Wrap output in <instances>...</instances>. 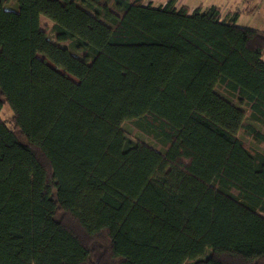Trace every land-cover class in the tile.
<instances>
[{"label": "trees", "instance_id": "1", "mask_svg": "<svg viewBox=\"0 0 264 264\" xmlns=\"http://www.w3.org/2000/svg\"><path fill=\"white\" fill-rule=\"evenodd\" d=\"M177 2L0 0V264H264V32Z\"/></svg>", "mask_w": 264, "mask_h": 264}, {"label": "rangeland", "instance_id": "2", "mask_svg": "<svg viewBox=\"0 0 264 264\" xmlns=\"http://www.w3.org/2000/svg\"><path fill=\"white\" fill-rule=\"evenodd\" d=\"M166 1L167 0H147V2L153 6H163ZM184 4L189 6L191 9H195L197 7L206 9L211 5H216L221 8L223 19H229L231 15H234L236 11H239V17L236 21L238 25L254 28L264 32V0H178L177 8H180ZM110 7L114 9L112 5ZM41 27L53 40L54 38L51 32L52 22L47 18L42 17ZM218 91L221 94L226 95L219 88ZM1 116L7 122L11 119L12 112L7 105L2 109ZM121 128L132 138L144 142L159 151H164L158 141L140 130L134 121L128 120L123 122ZM240 136L250 147L264 152V145L253 140L244 133H240Z\"/></svg>", "mask_w": 264, "mask_h": 264}, {"label": "crops", "instance_id": "3", "mask_svg": "<svg viewBox=\"0 0 264 264\" xmlns=\"http://www.w3.org/2000/svg\"><path fill=\"white\" fill-rule=\"evenodd\" d=\"M186 5V4H185ZM221 12H222V10H221Z\"/></svg>", "mask_w": 264, "mask_h": 264}]
</instances>
